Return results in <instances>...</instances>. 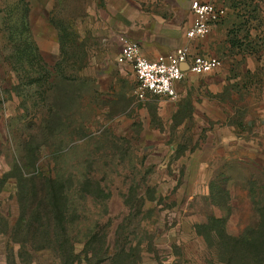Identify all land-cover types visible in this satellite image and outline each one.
<instances>
[{
	"label": "rangeland",
	"instance_id": "obj_1",
	"mask_svg": "<svg viewBox=\"0 0 264 264\" xmlns=\"http://www.w3.org/2000/svg\"><path fill=\"white\" fill-rule=\"evenodd\" d=\"M190 4L0 0V264L262 254L264 0L227 4L249 12L243 35L263 28V41L220 46L224 77L189 79L213 84L200 109L190 95L139 98L117 58L121 34L144 48L183 45ZM35 174L57 181L33 185Z\"/></svg>",
	"mask_w": 264,
	"mask_h": 264
},
{
	"label": "built area",
	"instance_id": "obj_2",
	"mask_svg": "<svg viewBox=\"0 0 264 264\" xmlns=\"http://www.w3.org/2000/svg\"><path fill=\"white\" fill-rule=\"evenodd\" d=\"M190 7L194 14L186 30L190 40L206 36L226 16V7L213 1L191 0ZM119 40L121 49L118 61L132 66L138 82L135 93L141 99H145L148 92L177 99V83L189 71L205 74L223 65L218 55L194 51L189 42L152 58L145 55L140 42L130 36L121 34ZM183 63L187 65L186 68Z\"/></svg>",
	"mask_w": 264,
	"mask_h": 264
},
{
	"label": "crops",
	"instance_id": "obj_3",
	"mask_svg": "<svg viewBox=\"0 0 264 264\" xmlns=\"http://www.w3.org/2000/svg\"><path fill=\"white\" fill-rule=\"evenodd\" d=\"M206 1H213V2H216L217 4L224 5L226 7V16L220 22L215 24L213 26L211 32L209 34H207L206 36L190 40L186 36V30L191 25V23L193 21V17H194V14L190 9L191 19L189 21V24L186 27V30H185L184 41H185V43L189 42L192 45V48L194 51L217 55L216 52L220 53L224 50V49H221L220 46H227L229 48V47L233 46L234 42L239 41V44H240L243 41H252L251 39H254V38H256V40L259 38L260 41H263V39H264V38L262 39L263 28H258V27L253 28L252 27L249 30V33L248 34L246 33L248 37L243 35L244 24L243 23L240 24L239 22H244V20L249 15V12H247L246 9L229 7L227 4H229L231 2V0H206ZM245 32H246V30H245ZM147 38H149V37H146V39ZM148 41H149L148 43H153V40H151V38ZM140 44L142 46L143 53L149 57H152V58L156 57L160 53H166L168 51H172L177 47L176 46V47L169 48V46H172L171 44H169V42H166L163 45H160V44L153 45L154 47H152V48L147 47V46H145V48H144L141 42H140ZM167 48H169V49H167ZM226 56H228V55H226ZM183 65L187 66L185 63H183ZM223 65H224V63H223ZM223 65H222V67H220L217 70H214L212 72L219 71L218 72V73H220L219 76L224 77L225 72H222V71L225 69V66L223 67ZM212 72H209V73L211 74ZM209 73H205V74L210 75ZM205 74H196V73L189 71L187 73V76L182 81H179L177 83V90H178V94H179L178 98L180 97V95H190L194 100L193 104H194L195 109L196 108L200 109L199 103L197 101L198 96H204V95L206 96L208 94L212 95L211 91H213L212 90L213 84L212 83H210L209 85L204 84L203 87H198L197 84H195V83L192 84L191 82H189V79L195 80L198 77L206 76ZM186 79H187V81H186ZM183 81H184L185 85L181 84ZM185 82H188V83H185ZM181 87H183V88H181ZM149 93L150 92H148V94ZM150 95H157V94L150 93ZM159 96H161V95H159ZM166 98H168V97H166ZM168 99H170V98H168ZM170 100H175V99H170Z\"/></svg>",
	"mask_w": 264,
	"mask_h": 264
},
{
	"label": "trees",
	"instance_id": "obj_4",
	"mask_svg": "<svg viewBox=\"0 0 264 264\" xmlns=\"http://www.w3.org/2000/svg\"><path fill=\"white\" fill-rule=\"evenodd\" d=\"M24 179H27L26 177H24ZM38 180L40 183L44 184V185H51V186H54V184L56 183V179L53 178V177H47V176H43L41 174H38V175H34L32 177H29V182L31 180L32 184L35 185V180ZM33 180V181H32ZM30 182V183H31ZM26 187V185H24ZM58 198V197H57ZM253 261H254V264H264V251L261 253H256L254 256H253Z\"/></svg>",
	"mask_w": 264,
	"mask_h": 264
},
{
	"label": "water",
	"instance_id": "obj_5",
	"mask_svg": "<svg viewBox=\"0 0 264 264\" xmlns=\"http://www.w3.org/2000/svg\"><path fill=\"white\" fill-rule=\"evenodd\" d=\"M183 67L186 68L187 66H184V65H183Z\"/></svg>",
	"mask_w": 264,
	"mask_h": 264
}]
</instances>
